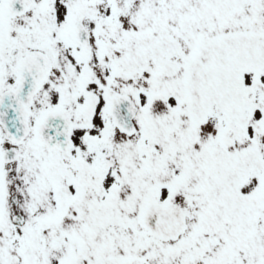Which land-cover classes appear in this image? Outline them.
<instances>
[{
    "label": "snow or ice",
    "instance_id": "1",
    "mask_svg": "<svg viewBox=\"0 0 264 264\" xmlns=\"http://www.w3.org/2000/svg\"><path fill=\"white\" fill-rule=\"evenodd\" d=\"M0 264H264V0H0Z\"/></svg>",
    "mask_w": 264,
    "mask_h": 264
}]
</instances>
